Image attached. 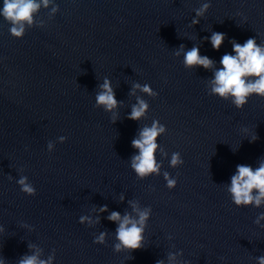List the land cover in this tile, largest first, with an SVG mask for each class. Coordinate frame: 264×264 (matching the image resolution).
Masks as SVG:
<instances>
[{
  "label": "water",
  "instance_id": "water-1",
  "mask_svg": "<svg viewBox=\"0 0 264 264\" xmlns=\"http://www.w3.org/2000/svg\"><path fill=\"white\" fill-rule=\"evenodd\" d=\"M36 22L16 38L0 15V259L18 264L39 251L51 264H259L264 204L238 207L228 187L237 165L264 161V97L238 109L211 95V81L222 56L235 54L233 40L264 46V0H51ZM213 32L225 34L219 50ZM181 45L199 47L214 67H185ZM105 78L118 101L111 111L96 103ZM138 99L149 108L130 120ZM154 120L167 127L162 167L140 178L131 142ZM173 152L183 165L171 166ZM21 176L35 196L21 191ZM130 202L151 208L144 246L116 252L118 222L108 215L138 220ZM101 232L105 244H96Z\"/></svg>",
  "mask_w": 264,
  "mask_h": 264
},
{
  "label": "clouds",
  "instance_id": "clouds-1",
  "mask_svg": "<svg viewBox=\"0 0 264 264\" xmlns=\"http://www.w3.org/2000/svg\"><path fill=\"white\" fill-rule=\"evenodd\" d=\"M51 0H3V7L0 15L11 25L10 33L16 38H23L28 28L33 27L36 22V14L41 7H48ZM211 7V3H205L196 9V17H203L207 10ZM58 11V6L53 8V12ZM200 20L194 18L192 24H199ZM225 40V34L221 32H213L210 41L214 49L219 50ZM233 54H224L220 60L221 68L214 73V79L211 81V95L219 96L224 100L232 98L231 102L238 109H243L248 100L253 95L264 97V46L257 43L256 39L249 38L243 44L232 41ZM183 52V63L185 67H203L212 69L214 61L208 56L200 54L199 47H192L185 51L184 46L175 53L179 56ZM102 91L96 95V103L103 105L106 110L111 111L118 106L115 93L111 86V81L105 78L104 83L100 85ZM135 89H140L153 97H157L158 93L153 91L149 84L134 85ZM135 94V92H133ZM149 105L142 99H138V103L133 105L129 115L130 120H139L145 116ZM167 127L158 120H154L151 127H144L139 133V138L132 140V147L139 150L138 155H134L131 160V167L140 178L148 177L152 174L159 175L162 164L157 162L156 154L160 145L158 143L162 134L166 133ZM258 139L253 136V142ZM62 143L67 141V137H60ZM51 148V145H49ZM184 160L179 152H173L170 164L172 167L183 165ZM164 178L167 181L169 189L177 187V179L171 178L170 174L165 172ZM9 179H12L10 176ZM21 191L29 196L37 194L36 188L28 182L27 176H21L17 181ZM233 203L238 207L254 205L257 208L264 204V161L260 163L258 168L240 164L237 165L236 173L231 177V184L228 187ZM123 200V196L121 197ZM133 211L137 213L139 219H134L131 214L121 216L120 212L112 211L108 215V219L118 222L116 229V239L119 241L114 246L116 252L127 249L129 253L140 250L144 246V231L146 221L150 217L151 208L140 210V208L132 203ZM100 212H108L107 206L100 208ZM260 218H264V214ZM92 224L93 221L88 216H82L79 223ZM96 223L99 222V216L96 217ZM258 223V221H257ZM2 231V229H0ZM106 232H101L95 238L96 244H105ZM30 248L35 247L30 245ZM52 257L48 260L39 258V251L33 255H25L18 264H51ZM169 259H175L174 255H170ZM259 264H264V256L258 257ZM0 264H5L0 259ZM157 264L164 262L157 261Z\"/></svg>",
  "mask_w": 264,
  "mask_h": 264
}]
</instances>
